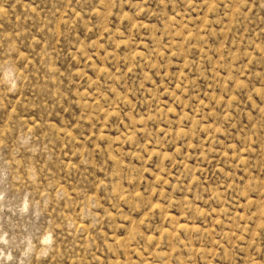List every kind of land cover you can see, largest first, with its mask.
<instances>
[{
	"label": "rangeland",
	"instance_id": "obj_1",
	"mask_svg": "<svg viewBox=\"0 0 264 264\" xmlns=\"http://www.w3.org/2000/svg\"><path fill=\"white\" fill-rule=\"evenodd\" d=\"M0 264H264V0H0Z\"/></svg>",
	"mask_w": 264,
	"mask_h": 264
}]
</instances>
